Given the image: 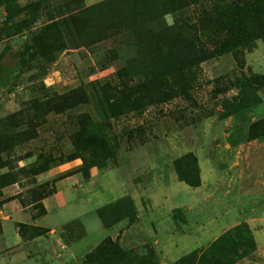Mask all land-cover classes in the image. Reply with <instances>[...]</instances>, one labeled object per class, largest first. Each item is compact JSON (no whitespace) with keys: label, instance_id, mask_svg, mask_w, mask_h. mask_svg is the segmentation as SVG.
<instances>
[{"label":"rangeland","instance_id":"1","mask_svg":"<svg viewBox=\"0 0 264 264\" xmlns=\"http://www.w3.org/2000/svg\"><path fill=\"white\" fill-rule=\"evenodd\" d=\"M69 1L79 6V0H18L25 10L12 21H6L0 4V167L5 166L0 175H9L0 179V189L18 185L22 205H32L33 217L43 219L38 226L24 228V238L54 230V254L44 252L46 248L40 254L41 248L35 247L29 249L31 256L38 257V264L44 254L54 256L56 264H88L85 256L110 238L137 257L135 263L147 258V264H178L192 253L202 258L221 236L244 222L253 240L264 247V221H245L255 209L264 208L263 190L242 179L232 183L226 195L227 186L219 181L233 162L230 146L238 144L233 140H247L249 111L264 116V105L254 109L256 89L264 78L254 76L252 66L244 70L246 60L252 65L257 61L264 38L250 42L251 48H235L194 66L188 92L177 94L178 78L167 83L161 71L167 61L166 34L158 23L146 21L166 13L168 27L177 20L194 24L200 13L196 5L175 11L172 0H125L135 14L131 28L105 34L108 26H118L114 14L122 11L107 6L95 20L96 34L68 24L67 41H54L55 49L40 55L34 35L68 13ZM107 1L82 0V5ZM123 69L126 76L121 79L118 71ZM154 76L167 95L152 101L139 97L135 103L137 86L152 82ZM144 89V95L153 90ZM71 91H78L77 96ZM66 94L74 104L61 110L56 103ZM234 113L237 124L226 125ZM87 142L96 145L95 152L77 150L76 143ZM105 142L112 154L107 159L99 153ZM190 155L197 157L201 171L198 187L181 182L176 172V162L181 168L192 164ZM94 171L93 182L82 190L77 204L46 217L39 203L56 190V178L89 181ZM123 197L131 202L120 204ZM235 221L241 223L221 234ZM261 225L263 234L256 231ZM0 226L2 231L1 221ZM262 255L255 252L235 264H264Z\"/></svg>","mask_w":264,"mask_h":264},{"label":"trees","instance_id":"2","mask_svg":"<svg viewBox=\"0 0 264 264\" xmlns=\"http://www.w3.org/2000/svg\"><path fill=\"white\" fill-rule=\"evenodd\" d=\"M18 0H0V4L4 6L7 19L6 21H12L16 16L22 15L25 8L22 9L18 3ZM125 0H109L91 7H84L82 0H79V6L70 5V1L66 4L69 8V12L62 14L58 17V20H50L47 24H44L40 32L34 35V42L37 43V50L40 55L46 54L51 48L55 49V41L65 42V37L68 33L65 29L66 25L75 23L79 31L91 30V34L97 33L98 23L96 18L102 14L107 6L118 7L122 9L121 13H115V18L118 19V26H108L105 29L110 32H123L125 27H130L131 18L135 17L133 11H131L128 5H124ZM144 1V0H140ZM196 5L198 9L197 20L195 23L189 21L177 20L171 27L166 25L164 15L166 13H158L151 19L146 21L147 25L158 23L162 32L166 34V65L161 69L163 74H166V82L175 83V77L178 78L176 91L177 94H185L188 92L190 86L188 78L192 75V69L194 66H199L202 62L215 58L216 56L223 55L235 48L250 47V42H255L257 39L264 38V0H172L170 3L171 8L175 11H184L188 6ZM142 22V21H141ZM143 24L146 26L145 22ZM62 28V29H61ZM102 40V39H100ZM99 40V41H100ZM98 42L97 40H95ZM94 43V42H91ZM211 47H208V44ZM249 44V45H247ZM59 46V45H58ZM59 48V47H58ZM52 50V49H51ZM124 79L126 76L125 70H119L118 76ZM170 75L172 79L169 80ZM261 78L264 76L254 75ZM158 77L154 76L153 81L150 83L137 86L138 91L135 95V103L139 101V97L147 98L149 100H159L167 95L163 93L161 84ZM127 85V83H124ZM161 84V85H160ZM145 88V89H144ZM258 88H264V84ZM141 89L149 90L153 89L148 94L144 95ZM258 90V89H256ZM157 91V92H156ZM154 92L156 97L153 95ZM72 96H77L78 91L69 92ZM60 98V102L56 103L61 110L70 108L72 106L73 99L68 98V94L63 95ZM258 104V96L256 95ZM167 100V97L164 98ZM49 103H52L49 101ZM153 103H156L153 101ZM131 102L129 103V105ZM128 105V106H129ZM132 106V105H130ZM133 109V108H132ZM28 113V112H27ZM28 113L27 115H29ZM26 116L22 115V119ZM230 115H236L230 114ZM229 115V116H230ZM80 135V134H79ZM264 137V117L257 119L256 121L248 125L247 141L257 140ZM77 144V150L95 152L96 145L92 142H87L85 145L81 143ZM109 145L105 142L103 150L99 153L104 154V158H110L112 156L110 148L105 146ZM0 151H2L0 146ZM190 157L192 164L187 162L185 167L179 165V161L175 163L176 172L181 182H185L191 187H198L201 185V174L198 168L197 157L194 155ZM75 157H71L72 160ZM2 160L0 159V164ZM5 167L4 164L0 168ZM8 174H1V178H6ZM62 178H56L55 182ZM0 189V195L1 190ZM52 194L56 191L52 189ZM48 197V196H46ZM45 196L42 198H46ZM9 200V199H8ZM127 197H123L121 203H130ZM40 206L45 212V208L40 201ZM175 217V216H174ZM19 231L23 235L24 228L28 225L19 224ZM1 232V226H0ZM250 229L247 223H241L236 228L227 231L221 236L214 244H212L208 250L200 258L198 253H192L190 256H186L178 261V264H235L236 260L247 258L249 255L254 254L257 251V245L250 233ZM40 234V233H37ZM234 235L231 243H226L227 237ZM37 236V235H35ZM224 244L225 247H221L220 244ZM233 256H231V254ZM88 264H138L135 263L137 257L130 255V252L124 250L117 241L112 239H106L101 245L98 246L96 251L90 252L85 256ZM144 262L140 264L149 263L146 259H141Z\"/></svg>","mask_w":264,"mask_h":264},{"label":"crops","instance_id":"3","mask_svg":"<svg viewBox=\"0 0 264 264\" xmlns=\"http://www.w3.org/2000/svg\"><path fill=\"white\" fill-rule=\"evenodd\" d=\"M257 52L258 58L257 61H255V64L253 63L254 65H252L250 60H246L247 65H245L244 70L247 71V69H251L252 66L253 70H251L253 71V74L264 76V45L259 46ZM254 67L263 72H256ZM231 94L232 92L230 91L225 94V96L228 98ZM256 95L259 100L254 109L264 105V88H258V90H256ZM248 114L250 119L249 124L259 119V117L257 118L253 115V109L249 111ZM224 122L226 125L233 127L237 124L238 120L236 116L230 115ZM229 138H231L230 135ZM225 140H227L226 143H231L227 138ZM233 143H238L235 147L230 146V155L233 162L230 165L227 164V169L219 180L220 186H227L225 194L228 195L231 192L232 183L242 181V179H248L256 185L257 189H262L264 194V137L253 141L235 139L233 140ZM251 171L253 174H250ZM95 173L96 171L92 173V177L89 181H81L80 178L76 179L75 176L62 178L57 181L56 191L42 200V204L47 213L46 217H50V214L56 212L69 210L77 204L82 190L85 189L87 184L93 182ZM49 174L50 172L47 177L51 176ZM62 183H65V185L62 186ZM1 192L0 221L2 224V231L0 232V264H33L34 262L38 264V257L31 256V252L29 251L30 248L32 249L35 247L41 248L40 254H42V248H46L44 252L52 250V253L54 254L55 241L51 236L53 235L54 230H51L48 235H40L33 239H26L20 233L18 227L19 224L38 226L43 219L33 217V211L30 209L32 205L28 207L22 205L19 198L22 191L19 186H8L3 188ZM260 204H262V202L258 201V205ZM254 211H256V214L251 216L252 219H247L245 221H255L257 223L264 221V208L260 212L258 209H255ZM240 223L241 222L239 221H235L232 226L224 228L221 234ZM256 231L263 234V226L261 225L257 227ZM256 245L258 247L256 254L258 253V255L263 256L264 247H261L257 242ZM44 257V260L42 259V261H40L41 264H56L54 256L51 254H44Z\"/></svg>","mask_w":264,"mask_h":264}]
</instances>
